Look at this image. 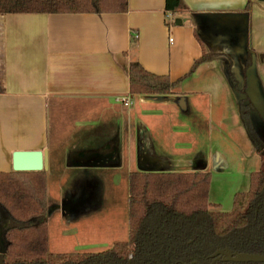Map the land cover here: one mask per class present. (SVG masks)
<instances>
[{"label":"crops","instance_id":"1","mask_svg":"<svg viewBox=\"0 0 264 264\" xmlns=\"http://www.w3.org/2000/svg\"><path fill=\"white\" fill-rule=\"evenodd\" d=\"M246 1L183 0L187 10L170 18L165 0H128L124 13L0 14V171H13L14 152L33 150L46 152V174L63 156L64 176L227 169L214 138L222 141L225 129L242 141L247 136L228 89L227 63L233 78L246 82L245 96L248 80L264 96V1L249 18ZM204 49L225 52V63L217 57L200 64L168 95L129 93L132 60L176 81ZM197 108L204 116L209 111L207 129L179 119L180 111Z\"/></svg>","mask_w":264,"mask_h":264},{"label":"trees","instance_id":"2","mask_svg":"<svg viewBox=\"0 0 264 264\" xmlns=\"http://www.w3.org/2000/svg\"><path fill=\"white\" fill-rule=\"evenodd\" d=\"M247 0L248 18L257 2ZM166 13L186 9L183 0H165ZM128 0H0V14L124 13ZM220 54H202L176 81L146 70L137 60L128 69L131 95H168L202 63ZM251 64L250 52L243 64ZM230 62L227 71L232 77ZM233 78V77H232ZM240 122L260 158L248 189L235 194L230 211L210 209V172H145L128 175L127 239L99 252L49 253L47 176L40 171H0V264H264L233 262L214 253L264 256V140L252 123L249 104L238 106Z\"/></svg>","mask_w":264,"mask_h":264},{"label":"rangeland","instance_id":"3","mask_svg":"<svg viewBox=\"0 0 264 264\" xmlns=\"http://www.w3.org/2000/svg\"><path fill=\"white\" fill-rule=\"evenodd\" d=\"M203 53L209 54L205 49ZM225 58L223 56L217 60L221 62L223 60L225 63ZM214 64L217 67L214 70L221 72L223 66L218 63ZM225 73H227L226 69ZM229 79L228 89L238 111L239 102L245 98V94H242L245 85L243 79L238 82L232 78L230 83ZM217 90L218 94H221V90L218 88ZM216 97L218 96L214 95L213 98ZM259 102L261 103L260 98ZM206 115L204 116L199 108L193 112L186 109L180 111L179 119L192 123L194 127L207 129L209 121L207 122ZM257 115L258 118L262 117L259 113ZM252 120L257 133L264 135V121L257 122L255 115H252ZM212 132L217 136V130ZM223 133L222 141L216 142L214 138L213 142L214 146L228 157L230 166L225 170L219 169V171L211 172L208 202L210 209L230 211L235 194H241L248 189L249 174L259 168L260 160L247 136L242 141L236 132L225 129ZM244 141H248L249 144L245 145ZM55 148L62 154L64 144L58 143ZM81 172H75L76 175L67 172L64 176L63 156L60 162L54 161L52 168L47 171L49 253L99 252L110 248L115 242L127 239V176L119 178L96 169L92 173L84 171L81 174Z\"/></svg>","mask_w":264,"mask_h":264},{"label":"water","instance_id":"4","mask_svg":"<svg viewBox=\"0 0 264 264\" xmlns=\"http://www.w3.org/2000/svg\"><path fill=\"white\" fill-rule=\"evenodd\" d=\"M245 15L247 16V14ZM233 28L234 30L238 29L237 26H234ZM232 30L233 29L230 28V30L227 32H229L230 34H233L234 31ZM214 54H220L225 57L227 55L225 52H219V51ZM250 55H251V52H250ZM246 57L242 61V65L244 64ZM227 66H226V72H227L226 75H228V78H230L229 79L230 81L232 80L233 76L231 77V75L228 73ZM251 82L252 81L248 80V90H247V95H246L248 98V102L253 106L254 109L256 110L258 109V111H260L259 114H261L263 117L264 116V112H263L264 96L260 95L257 89L255 90V87L253 86V83ZM257 95H259V97ZM257 98H258V101H257ZM259 98L261 100V103L259 102ZM250 115L252 119V115H256V111L254 110L253 112L252 110ZM252 123L256 129V126L253 120H252ZM46 168H47L46 152L44 150L16 151L12 155V170L13 171H40V170L45 171ZM213 257L214 259L212 260V263L218 258H222L225 261H233V262H264L263 255L250 254V253H233L228 248L217 250L214 253Z\"/></svg>","mask_w":264,"mask_h":264},{"label":"flooded vegetation","instance_id":"5","mask_svg":"<svg viewBox=\"0 0 264 264\" xmlns=\"http://www.w3.org/2000/svg\"><path fill=\"white\" fill-rule=\"evenodd\" d=\"M244 73H245V71H244ZM246 84V82H244V85ZM244 91H245V88L243 89V95L245 94L244 93ZM245 98L244 99H242L243 100V102L244 103H246V104H249V106H250V109H251V111L253 110V112H254V108H253V106L248 102V98H247V96H244ZM260 118V117H259ZM262 120L264 121V118H262ZM263 124H264V122H263ZM258 135H259V133H258ZM259 137L261 138V139H263L264 140V135H263V133H262V135H259ZM259 160H260V158H259ZM255 171V170H254ZM0 215H1V213H0ZM2 228H4V225H0V254H2L3 253V251H4V249H3V242H2V240H1V229Z\"/></svg>","mask_w":264,"mask_h":264},{"label":"built area","instance_id":"6","mask_svg":"<svg viewBox=\"0 0 264 264\" xmlns=\"http://www.w3.org/2000/svg\"><path fill=\"white\" fill-rule=\"evenodd\" d=\"M171 14L172 13H168L167 18H170ZM169 40L172 41V39H169ZM119 101L122 102L125 106H130L132 104L131 100L129 98H125V97L120 98Z\"/></svg>","mask_w":264,"mask_h":264}]
</instances>
